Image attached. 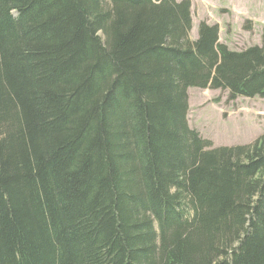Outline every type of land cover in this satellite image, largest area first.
Returning <instances> with one entry per match:
<instances>
[{
	"label": "trees",
	"instance_id": "obj_1",
	"mask_svg": "<svg viewBox=\"0 0 264 264\" xmlns=\"http://www.w3.org/2000/svg\"><path fill=\"white\" fill-rule=\"evenodd\" d=\"M189 4L0 0V264H264L263 137L185 120L191 86L263 95L264 46Z\"/></svg>",
	"mask_w": 264,
	"mask_h": 264
},
{
	"label": "rangeland",
	"instance_id": "obj_2",
	"mask_svg": "<svg viewBox=\"0 0 264 264\" xmlns=\"http://www.w3.org/2000/svg\"><path fill=\"white\" fill-rule=\"evenodd\" d=\"M180 1V0H178ZM191 30L198 38L200 23L218 28V42L231 51L264 46V0H188ZM185 120L213 147L250 144L264 139V94L231 97L226 89L187 88ZM157 232V221L153 219Z\"/></svg>",
	"mask_w": 264,
	"mask_h": 264
}]
</instances>
